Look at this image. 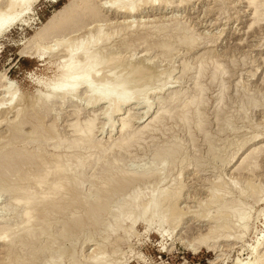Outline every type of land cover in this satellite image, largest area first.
<instances>
[{"label":"rangeland","instance_id":"rangeland-1","mask_svg":"<svg viewBox=\"0 0 264 264\" xmlns=\"http://www.w3.org/2000/svg\"><path fill=\"white\" fill-rule=\"evenodd\" d=\"M70 1L36 0L26 22L0 34V73L6 77L0 82V234L11 233L0 239V264H234L237 258L254 259L252 248L264 233V0H256L257 19L247 0H169L170 6L159 0L152 7L139 0L142 11L132 17L107 7L111 0H91L82 10L77 7L84 0ZM64 5L69 6L63 15L77 13L60 27L62 32L52 28L37 51L26 52L36 31ZM125 19L132 21V29ZM99 28L107 34L94 43L98 61L115 53L161 78L159 90L147 95L148 113L145 103H131L123 107L125 114L107 123L105 104L48 97L47 85L60 81L69 63L64 44L90 35L94 40ZM185 35L189 40H182ZM59 41L64 44L56 45ZM5 82L18 88L13 103ZM128 116L130 124L121 129V118ZM87 130L91 140L84 138ZM14 149L37 156L4 161L2 154ZM57 164L70 168L68 189L37 201L25 217L26 205L10 188L35 187L41 168ZM222 182L224 191L217 195L225 208L250 213L244 235L238 228L214 230L217 207L209 198ZM165 190L184 193L177 205L186 218L177 228L163 215ZM259 249L261 255L264 241Z\"/></svg>","mask_w":264,"mask_h":264},{"label":"bare ground","instance_id":"bare-ground-1","mask_svg":"<svg viewBox=\"0 0 264 264\" xmlns=\"http://www.w3.org/2000/svg\"><path fill=\"white\" fill-rule=\"evenodd\" d=\"M36 0H0V34L4 33V31L8 30L12 25L16 24V23H23L26 22V17L30 15V13L33 11V4ZM73 1V0H71ZM70 1V2H71ZM91 0H84L85 4H83V7H77L79 10L81 9H85L87 8V4L88 2H90ZM139 0H111L107 3H109V5L107 7L111 8L114 10V12L121 14V15H127V17H132V15L138 14L142 8L139 7V5L136 3ZM152 1V2H151ZM142 0V2L144 4H148L150 3V5L148 6H158L156 4V1L159 0ZM249 5H252L254 7V17L257 19L258 16H260L261 14L258 11V3L256 0H247ZM160 2V1H159ZM169 0H165V4L166 6H170L169 5ZM69 6V5H68ZM67 5H64L60 10H58L57 12L55 11L52 14V18L48 21V23L44 24L41 28H39L36 33L32 36V38L28 41V45L25 47V50H27L26 52H30L32 51L31 49H34L33 52L37 51L40 47V43H44L48 40V36L49 33L51 32L52 28H57L58 30L57 32H62V30H60V27L63 25V27H61V29H63L65 27V23L68 22L71 18L74 17V14L77 13V9L75 10H71L72 13L70 12L68 15H63L65 13V9H67L68 7ZM164 6V5H163ZM142 11V10H141ZM94 13V12H93ZM90 18H95L94 15H92V13L89 14ZM124 18V17H123ZM126 20V19H125ZM124 20V21H125ZM122 21V22H124ZM256 21V20H254ZM120 22V21H119ZM141 22V21H140ZM118 23V22H117ZM121 23V22H120ZM125 24L127 26V28H131L132 26L129 23H132V21H128L126 20ZM143 23V22H141ZM67 24V23H66ZM124 25V24H123ZM141 25V24H140ZM147 25V24H146ZM252 25V24H251ZM142 26H144L142 24ZM134 27V24H133ZM73 28V27H71ZM143 28V27H141ZM123 28H121L122 30ZM125 29V28H124ZM89 30V29H88ZM120 30V31H121ZM126 30V29H125ZM77 30H73L71 32H76ZM127 31V30H126ZM125 31V32H126ZM140 32V31H139ZM127 33V32H126ZM103 34V31L101 30V28H99V33L98 36L96 38H94L93 40V35H90V38H87L86 40H75L73 43L70 44H64L63 41H59V44L57 43L56 45H63L64 44V50L66 51L68 57L66 58V61L68 60L69 63L64 67V71L65 74H63L62 79L52 85H47L46 88H48V97L50 99L54 98V96H58L63 100L69 101V103H73L74 100H78L81 99L83 102H86L85 105H96V104H105V111H103V115L104 118L106 119V122L109 123L111 122V118L113 115H118L123 111V107L125 105H129L131 103H135V104H140V103H145L144 105L146 106V112L148 113L149 109H150V105L151 103H148V99H147V95L150 92H156L157 90H159L157 83L160 82L161 78L151 72H149L147 69V71H145L143 69V66L140 65H136L133 66L132 64H129V62L122 60L120 58V56H118L115 53H111V56H109L110 58L108 59H101V60H97L98 59V53H99V48H97L96 46H94V43L97 40H100L101 35ZM107 34V33H106ZM105 33L103 35H106ZM130 34V33H129ZM132 34V33H131ZM134 34V33H133ZM177 34V33H176ZM77 34H74V36L76 37ZM109 35V34H108ZM111 35V34H110ZM179 35V34H178ZM73 36V35H72ZM73 36V37H74ZM189 36V35H188ZM105 37V36H104ZM103 37V38H104ZM112 37V36H111ZM187 37L186 35L183 36ZM191 37V36H189ZM179 39V38H178ZM108 40V39H107ZM183 41L185 40H189V38L187 37V39H182ZM71 41V40H70ZM124 41V39L122 40ZM182 41V42H183ZM193 41L192 38H190L191 42ZM101 42V41H100ZM180 42V41H179ZM181 42V43H182ZM194 42V41H193ZM101 44V43H100ZM107 44V43H106ZM189 44H192L189 43ZM112 45V44H111ZM164 46V45H163ZM50 47V46H49ZM47 47L46 49H52V47ZM171 47V46H169ZM108 48V47H107ZM53 52V51H52ZM120 52V51H119ZM32 53V52H31ZM119 54V53H118ZM122 55V54H121ZM42 56V55H41ZM126 56V55H125ZM132 58V57H131ZM121 59V60H120ZM60 60V59H59ZM62 60V59H61ZM64 61V60H63ZM151 62V60H148ZM126 62V63H125ZM61 63V62H60ZM99 64V66H98ZM101 64V65H100ZM59 66V65H58ZM201 66V65H200ZM62 67V66H61ZM187 67V66H186ZM202 67V66H201ZM119 70H118V69ZM115 69H117L116 71H114ZM200 71H203L202 69L198 68ZM151 71V70H150ZM216 71V70H215ZM171 73V72H169ZM1 74V73H0ZM198 74V73H197ZM168 77L170 78V76L168 75ZM198 78V77H197ZM6 79V77L4 76V74L0 75V82L4 81ZM6 85L8 82H5ZM8 83V85L5 87L6 89V93L9 94V101L10 103L14 100H16L18 98V88L16 86H14L12 88V84ZM198 85V84H197ZM1 86V85H0ZM3 86V85H2ZM168 86V84H167ZM165 87V86H164ZM202 88V87H201ZM201 92V91H200ZM181 93V92H180ZM176 96V95H175ZM174 96V97H175ZM199 96V94H198ZM4 97V96H3ZM37 97V96H35ZM158 97V96H157ZM179 97V96H176ZM191 96L190 99H193ZM160 98V97H159ZM198 98V97H197ZM162 99V98H161ZM170 99V98H169ZM174 99V98H172ZM189 101V98H187ZM199 99V98H198ZM54 101H56L55 99H53ZM52 100V101H53ZM175 100V99H174ZM195 100H196V96H195ZM2 101V100H1ZM62 101V100H61ZM172 101V100H170ZM193 101V100H192ZM191 101V102H192ZM199 101V100H198ZM197 101V103H198ZM201 101V100H200ZM18 102V101H16ZM58 102V101H57ZM60 102V101H59ZM185 101H183L184 103ZM55 103V102H53ZM62 103V102H61ZM187 103V102H186ZM196 103V102H195ZM194 103V104H195ZM196 103V104H197ZM191 104V103H190ZM185 105V104H184ZM183 105V106H184ZM37 106V105H36ZM45 107V106H43ZM21 108V107H20ZM32 108V107H31ZM38 108V107H37ZM186 108V107H185ZM163 109V108H162ZM165 109V108H164ZM163 109V110H164ZM19 110V107L18 109ZM35 110V109H34ZM42 110V109H41ZM161 110V111H163ZM170 110V109H168ZM128 111V110H127ZM126 111V112H127ZM166 111V110H165ZM164 111V112H165ZM16 112V111H15ZM162 112V113H164ZM169 112V111H168ZM16 113H19V111H17ZM24 114V112H22ZM170 113V112H169ZM125 114V113H124ZM166 114V113H165ZM21 115V114H19ZM16 115L15 117L19 116ZM23 116V115H22ZM158 116V115H157ZM156 116V118H158ZM14 117V118H15ZM18 118V117H17ZM130 117L128 116L127 118H121V122H120V126L121 129L125 128L126 126L128 127V121H129ZM186 119V118H185ZM16 120V119H15ZM89 120V119H87ZM91 120V119H90ZM94 120V119H93ZM113 120V119H112ZM153 121L155 119H152ZM157 120V119H156ZM3 121V120H2ZM11 121V120H10ZM139 121V120H138ZM18 122V120L16 121ZM86 122V121H85ZM131 122V121H130ZM88 123V122H86ZM94 123V122H93ZM112 125L114 123H111ZM147 124V123H146ZM19 125V124H17ZM85 125V124H84ZM87 125V124H86ZM85 125V126H86ZM91 125V124H90ZM95 125V124H93ZM92 125V126H93ZM148 125V124H147ZM79 126V125H77ZM146 126V125H143ZM150 126V125H149ZM94 127V126H93ZM13 128V127H12ZM17 128V127H15ZM74 128V127H73ZM146 128V127H145ZM144 128V129H145ZM149 128V127H148ZM79 129V128H78ZM76 129V132L77 130ZM141 129V128H140ZM147 129V128H146ZM80 130V129H79ZM139 130V129H136ZM23 131V130H22ZM75 131V130H74ZM73 131V132H74ZM87 134L84 138L89 139L90 136V131L91 130H87ZM128 131V130H127ZM134 130H131V132ZM130 132V134H131ZM142 133V131H139ZM11 133V132H10ZM24 133V132H21ZM80 133V131H79ZM82 133V132H81ZM93 133V131H92ZM91 133V135H93ZM138 133V132H137ZM135 133V135L137 134ZM18 134V133H17ZM85 134V133H83ZM80 134V135H83ZM126 134V133H125ZM139 134V133H138ZM33 135V134H31ZM132 135V134H131ZM10 136V135H9ZM21 136V135H20ZM26 136V135H25ZM57 136V135H56ZM129 137H126L128 140L132 139L133 136L130 135H126ZM75 137V136H74ZM78 137V136H77ZM124 137V136H123ZM123 137L121 136V138L123 139ZM20 138V137H19ZM30 138V137H29ZM70 138V137H69ZM135 138V137H134ZM53 139V138H52ZM55 139V138H54ZM61 142H66V139L64 141ZM74 139V138H73ZM127 139L125 141H127ZM260 139V138H259ZM40 140V139H39ZM70 140V139H68ZM76 140V139H74ZM79 140V139H78ZM91 140V138H90ZM97 140V139H96ZM118 141V139H116ZM13 141V140H12ZM36 141V140H35ZM134 141V140H132ZM54 142V140L52 141ZM70 142V141H68ZM67 142V143H68ZM85 142V141H84ZM89 142V140H88ZM85 142V143H88ZM122 142V141H121ZM128 142V141H127ZM126 142V143H127ZM27 143V141H26ZM25 143V144H26ZM80 143V142H79ZM123 143V142H122ZM124 143V144H126ZM7 144V143H6ZM5 144V145H6ZM9 144V143H8ZM57 144V142H56ZM78 144V143H77ZM93 144V142L91 143ZM98 144V143H97ZM100 144V143H99ZM98 144V146H100ZM111 144V142H110ZM114 144V143H112ZM130 144V143H128ZM174 144V143H173ZM58 145V144H57ZM56 145V146H57ZM63 145V144H61ZM69 145H73V143L69 144ZM82 144H80L81 146ZM95 145V144H93ZM27 146V145H25ZM68 146V144H67ZM77 146V145H76ZM84 146V145H83ZM110 146V145H109ZM114 146L116 147V145L114 144ZM4 147H7L4 146ZM54 147V146H53ZM62 147V146H61ZM66 147V146H65ZM79 147V146H78ZM105 148V146H103ZM114 147V148H115ZM39 148V147H36ZM56 148V147H55ZM77 148V147H75ZM74 148V150H75ZM95 148V147H93ZM104 148H102L104 150ZM3 149V148H2ZM53 149V148H52ZM66 149V148H64ZM68 149V147H67ZM92 149V148H91ZM109 149V148H108ZM108 149H106L108 151ZM23 150V149H22ZM56 150V149H55ZM95 150V149H94ZM73 151V150H72ZM86 151V150H85ZM84 151V152H85ZM254 151H256V148L254 149ZM88 154L90 152H87ZM102 153V151H101ZM38 154V153H37ZM52 154V153H50ZM87 154V155H88ZM91 154L93 155V153L91 152ZM96 154V153H94ZM105 154V152H104ZM47 155V154H46ZM65 155V154H64ZM70 155V154H68ZM103 155V154H102ZM176 155V153H175ZM35 154H30V153H23L22 151L19 150H12V151H5L2 154L3 159H5L4 161H6V159L8 158H12V157H17V158H22V157H29V158H34ZM84 156V155H83ZM81 156V157H83ZM98 155H95V157ZM51 157V156H50ZM70 157L73 158V156L71 155ZM69 157V158H70ZM90 157V156H89ZM54 158V156H53ZM167 158V157H166ZM165 158V159H166ZM56 159V158H55ZM58 159V158H57ZM66 159V158H65ZM74 159V158H73ZM77 159H80L79 157H77ZM84 159V158H83ZM97 159V158H96ZM94 159V160H96ZM82 160V159H81ZM161 160V159H160ZM3 161V162H4ZM60 160H58L59 162ZM77 161V160H76ZM89 161V160H88ZM92 161V160H91ZM98 161V160H97ZM182 161V160H181ZM79 162V161H78ZM84 162V160H83ZM86 162V160H85ZM85 162L83 164H85ZM169 162V160L167 161ZM88 163V162H87ZM75 163H71L70 165H72ZM90 164V163H89ZM98 164V163H97ZM82 165V164H81ZM86 165V164H85ZM83 166V165H82ZM71 167V166H69ZM73 167V166H72ZM79 167V166H78ZM76 167V168H78ZM89 167V166H87ZM83 168V167H82ZM155 168V167H154ZM4 169V168H3ZM119 169V168H118ZM70 170V168L67 170L66 167H64V165L62 164H57L53 167H49V168H41V173L35 177V187L32 186H27L24 188H10V190L15 194V199L17 201H21L23 202L27 209L25 211H23V215H25V217H28L31 213V209L30 207L35 204L37 201L39 200H47V199H54L56 198L55 196L60 195L62 191H66L68 189V184L71 182V178L69 176V174L67 173ZM84 170V169H82ZM137 170V169H136ZM147 170V169H146ZM145 170V171H146ZM152 170V169H151ZM155 170V169H154ZM180 170V169H179ZM156 171V170H155ZM73 172V170H72ZM135 172V170H134ZM137 173L139 171H136ZM148 172H151L150 170ZM153 173H157L152 171ZM159 172V171H158ZM181 172V171H180ZM148 174L147 172H142L141 174ZM84 174V173H83ZM152 174V173H151ZM136 175V174H134ZM141 176V175H140ZM218 177V176H217ZM150 179V178H149ZM212 179V178H211ZM116 180V179H115ZM114 180V181H115ZM80 181V180H79ZM218 181V180H217ZM73 182V181H72ZM83 184V183H80ZM224 182H222L221 184H218L215 190L213 188V190L211 191V198H209V202L216 204L215 207H217L215 209V212L217 211V217L216 219V224L214 225V230L217 229L219 231H226L229 230L231 228H238L240 229V235H244V233L246 232V230L248 229L249 226V218H250V213H248L246 210L243 212V210L238 209V208H232V206L230 205L231 211L227 210L228 208H225L224 204H223V198L222 196H220V194L217 195V192L221 193L222 191H224V187H223ZM84 185V184H83ZM158 185V184H157ZM226 185V184H225ZM80 186V185H78ZM82 187V186H81ZM84 187V186H83ZM228 188V187H227ZM84 189V188H83ZM220 191H217V190ZM163 190V189H162ZM90 191V189H89ZM88 191V193L86 192V194L88 195L90 192ZM161 191V190H160ZM183 191V190H182ZM231 191V190H229ZM257 191V190H256ZM209 192V190H208ZM96 193V192H95ZM181 190H177L174 191L172 193H170V191L165 190L160 199L161 201H165L166 207L165 209V220L167 221H173L176 224V228L179 227V225H181V222L183 221V218H186V214H183L178 205L177 202L181 199L182 193ZM226 194H230L231 192H226ZM224 193V194H225ZM96 196V195H95ZM226 197V196H225ZM96 198V197H94ZM84 199V198H83ZM105 200V198H104ZM208 200V199H207ZM237 201L239 199H236ZM16 201V202H17ZM94 201H96L94 199ZM126 201V200H125ZM203 201V200H202ZM233 201L235 202V199H233ZM14 202V201H13ZM120 202H124V201H120ZM207 203V201H204L203 203ZM226 202V201H225ZM233 202V204H234ZM18 203V202H17ZM39 203V202H38ZM153 203V202H152ZM151 204L146 205L145 208V212H148V208H150L151 206H153ZM237 203V202H236ZM239 203V201H238ZM206 204V205H207ZM230 204V203H229ZM226 203V205H229ZM118 206V205H116ZM209 206V205H207ZM17 207V206H16ZM229 207V206H228ZM237 207V206H236ZM24 210V207H22ZM102 208V206H98V209ZM225 208V209H224ZM16 209V208H14ZM117 209V208H116ZM187 209V208H186ZM147 210V211H146ZM205 210V209H204ZM183 211V210H182ZM191 211V210H190ZM193 213L195 211L192 210ZM192 211L190 213H192ZM211 211V210H210ZM210 211H206V213L204 214V216L209 218V213H211ZM14 212V211H13ZM51 212V211H50ZM95 212V211H94ZM188 212V211H187ZM197 212V211H195ZM208 212V213H207ZM185 213V212H184ZM123 214V213H121ZM197 214V213H195ZM200 214V213H199ZM202 214V213H201ZM20 215V214H19ZM116 215V214H115ZM126 215V214H124ZM79 216V215H78ZM21 217V216H20ZM72 217V216H70ZM201 217V216H200ZM145 218V217H144ZM205 218V217H203ZM4 219V218H3ZM2 219V220H3ZM20 219V218H19ZM32 220V218H30ZM146 219V218H145ZM214 219V218H213ZM214 219V220H215ZM147 220V219H146ZM185 220V219H184ZM204 220V219H203ZM212 220V219H211ZM21 221V220H20ZM133 221V220H132ZM209 221V220H208ZM47 223V222H46ZM74 223V222H73ZM166 223V221H165ZM173 224V223H172ZM6 225V224H5ZM22 225V224H21ZM27 225V224H26ZM169 225V224H168ZM171 225V224H170ZM10 226V225H9ZM16 226H20V225H16ZM30 226V225H29ZM5 227V226H4ZM3 227V228H4ZM8 226H6L5 228H7ZM13 227V226H12ZM50 227V226H49ZM23 229H25L22 225ZM28 227H26L27 229ZM31 227H29L28 229H30ZM37 228V227H36ZM40 228V227H39ZM63 228V227H62ZM18 229V228H17ZM43 229V228H42ZM40 229V230H42ZM5 230V229H3ZM9 230V229H7ZM213 230V231H214ZM10 231V230H9ZM22 231V230H21ZM27 231V230H26ZM35 231V230H34ZM8 231H4L3 233L1 232L0 234V239H9L8 237H6L8 234V236H10L11 233H7ZM15 232V231H14ZM12 232V233H14ZM23 233V232H21ZM31 233V232H30ZM42 233H45L44 231ZM41 233V234H42ZM212 233V232H210ZM229 233V232H228ZM19 234V233H18ZM34 234V233H33ZM32 234V235H33ZM227 234V233H224ZM16 235V234H15ZM29 234H27L28 236ZM45 235V234H44ZM52 235V234H51ZM230 235V234H229ZM235 234L233 233V236ZM14 236V235H12ZM220 236V234H219ZM223 236V235H222ZM225 238H227V235H224ZM236 236V235H235ZM6 237V238H5ZM30 237V236H28ZM38 237V236H37ZM230 237H232V234L230 235ZM238 239L240 238L239 236H237ZM243 237V236H242ZM241 237V238H242ZM33 238V237H32ZM39 238V237H38ZM240 238V239H241ZM15 239H20V237H17ZM26 239V238H25ZM52 239V238H51ZM235 239V238H234ZM14 240V239H13ZM3 241V240H2ZM7 241H11V240H7ZM17 241V240H16ZM264 241V233L261 235V237L256 239V244L254 245V247L252 248L251 253L255 254L254 259H247L248 261H244V259H236V262L234 264H261L260 262L262 261V259L264 258V252L260 255V246ZM12 242V241H11ZM10 242V243H11ZM8 243V244H10ZM15 243V242H14ZM22 243V241H21ZM6 244V243H5ZM19 244V243H17ZM45 245V244H44ZM23 246V244H22ZM26 246V245H25ZM49 246V245H48ZM193 246V245H191ZM195 246V245H194ZM193 246V247H194ZM15 248V247H14ZM46 249V248H45ZM44 249V250H45ZM40 250V249H39ZM193 250H195V248H193ZM100 251V250H99ZM102 252V251H101ZM193 252V251H192ZM37 254V253H36ZM96 254V253H95ZM20 256V255H19ZM31 256V255H30ZM21 258V257H20ZM49 258V257H48ZM19 259V258H17ZM96 259V258H95ZM94 261V260H93ZM95 262V261H94ZM58 264V263H57Z\"/></svg>","mask_w":264,"mask_h":264}]
</instances>
